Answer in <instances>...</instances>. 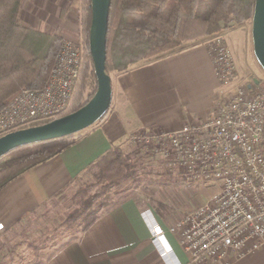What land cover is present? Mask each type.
Masks as SVG:
<instances>
[{
  "label": "crops",
  "instance_id": "crops-1",
  "mask_svg": "<svg viewBox=\"0 0 264 264\" xmlns=\"http://www.w3.org/2000/svg\"><path fill=\"white\" fill-rule=\"evenodd\" d=\"M78 2L24 0L19 18L26 26L81 44ZM219 90L221 83L206 44L163 55L151 64L116 75L106 117L87 129L78 143L0 191V249L11 253L8 264H16L14 249L10 251L7 245L17 236L16 230L62 195L100 158L127 146L131 134L173 132L206 119L220 100ZM190 208L175 216L167 206L165 212L157 210L138 195L112 203L88 230L62 245L45 248L44 254L31 259L32 264H170L153 243L142 217L147 209L155 214L178 262L189 264L178 238L169 230ZM235 264H264V248Z\"/></svg>",
  "mask_w": 264,
  "mask_h": 264
},
{
  "label": "built area",
  "instance_id": "built-area-1",
  "mask_svg": "<svg viewBox=\"0 0 264 264\" xmlns=\"http://www.w3.org/2000/svg\"><path fill=\"white\" fill-rule=\"evenodd\" d=\"M209 49L221 86L234 85V90H221L206 119L173 132L131 134L128 143L177 182L217 187L211 199L187 211L169 231L189 264H235L264 248V86L238 81L223 38H215ZM82 56L81 45L64 41L44 87L20 91L0 110V137L63 116L73 99ZM142 217L162 257L181 264L153 211H143ZM0 264H5L1 252Z\"/></svg>",
  "mask_w": 264,
  "mask_h": 264
},
{
  "label": "trees",
  "instance_id": "trees-1",
  "mask_svg": "<svg viewBox=\"0 0 264 264\" xmlns=\"http://www.w3.org/2000/svg\"><path fill=\"white\" fill-rule=\"evenodd\" d=\"M23 1L0 0V110L20 91L44 87L63 44L61 38L20 22ZM201 2L206 5L198 14ZM254 6L255 0H112L107 72L110 76L112 73L122 75L151 64L163 55L185 50L202 41L208 44L210 37L252 22ZM91 24V0H80L82 64L70 108L60 118L85 106L98 88L89 51ZM92 79L95 89L89 94L87 90L92 88ZM46 123L49 122L40 125ZM85 131L41 142V148L34 152L9 157L10 152L0 158V191L28 170L78 143ZM95 166L99 169L97 180H114V186L121 188L114 195V203L137 195L138 167L121 151H109ZM72 200L77 208L70 212L65 226L72 229L80 223L81 232L88 230L108 207L96 205V197L90 194V189L82 187Z\"/></svg>",
  "mask_w": 264,
  "mask_h": 264
},
{
  "label": "rangeland",
  "instance_id": "rangeland-1",
  "mask_svg": "<svg viewBox=\"0 0 264 264\" xmlns=\"http://www.w3.org/2000/svg\"><path fill=\"white\" fill-rule=\"evenodd\" d=\"M78 4L80 5V0ZM205 5L206 2L200 3L198 14H201ZM23 8L24 4H22L21 10ZM217 37L223 38L231 51L238 81L243 84L260 82L264 86V70L254 56L252 22L212 36L209 38L211 40L208 44H206L208 41L206 43L202 41L195 46L203 44L212 45V42ZM62 41L64 42L65 40L62 39ZM115 77L116 74L112 73V82H115ZM91 81L92 88L87 90L89 94L95 89V80L92 79ZM234 88V85L221 86V90L226 92H230ZM221 90H219V93ZM39 148H41L40 143L23 146L14 150V152L12 151L9 157L34 152ZM115 150L121 151L125 157H129L130 161L137 165V175L140 179L137 195L157 210L160 208L165 212L167 211V206L177 216L182 214L188 207H193L189 209L191 210L203 205L218 191L217 187L213 185H205L200 182H177L176 179L167 177L166 173L160 170L157 164L154 166L149 165L150 163L138 151L139 148L128 142L127 146L116 148ZM98 174L99 169L95 165L88 168L62 195L52 200L44 210L16 230L17 236L12 238L7 244L10 247V251L14 249L16 264H32L33 261L31 259L38 258L41 253L44 254V250L62 245L74 237L73 234L77 235L81 232L82 225L80 223H77L72 229L65 226L70 212L77 208L72 198L81 187L90 189V194L96 197V205L109 206L115 202L116 196L114 195L121 188L114 186V180H97ZM0 252L4 257V261L8 264V258L11 256V253L7 249H0ZM31 253L37 257H34Z\"/></svg>",
  "mask_w": 264,
  "mask_h": 264
},
{
  "label": "water",
  "instance_id": "water-1",
  "mask_svg": "<svg viewBox=\"0 0 264 264\" xmlns=\"http://www.w3.org/2000/svg\"><path fill=\"white\" fill-rule=\"evenodd\" d=\"M111 5L112 0H91L92 24L89 51L98 82L94 96L85 106L68 116L0 137V158L23 146L57 140L83 132L106 117L113 100L112 79L106 68ZM252 41L254 56L264 70V0H255Z\"/></svg>",
  "mask_w": 264,
  "mask_h": 264
}]
</instances>
